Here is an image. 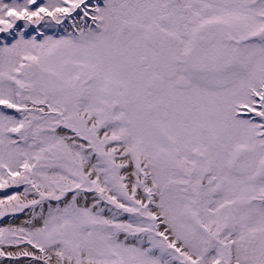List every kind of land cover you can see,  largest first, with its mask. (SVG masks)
<instances>
[{"label": "snow or ice", "instance_id": "obj_1", "mask_svg": "<svg viewBox=\"0 0 264 264\" xmlns=\"http://www.w3.org/2000/svg\"><path fill=\"white\" fill-rule=\"evenodd\" d=\"M0 264H264V0H0Z\"/></svg>", "mask_w": 264, "mask_h": 264}, {"label": "bare ground", "instance_id": "obj_2", "mask_svg": "<svg viewBox=\"0 0 264 264\" xmlns=\"http://www.w3.org/2000/svg\"><path fill=\"white\" fill-rule=\"evenodd\" d=\"M19 221H17V223H18Z\"/></svg>", "mask_w": 264, "mask_h": 264}]
</instances>
